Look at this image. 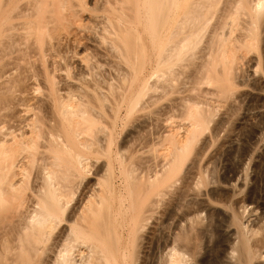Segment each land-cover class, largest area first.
<instances>
[{
    "label": "bare ground",
    "instance_id": "bare-ground-1",
    "mask_svg": "<svg viewBox=\"0 0 264 264\" xmlns=\"http://www.w3.org/2000/svg\"><path fill=\"white\" fill-rule=\"evenodd\" d=\"M262 76L264 0H0V264H264L260 174L208 196L223 250L197 197Z\"/></svg>",
    "mask_w": 264,
    "mask_h": 264
},
{
    "label": "rangeland",
    "instance_id": "rangeland-1",
    "mask_svg": "<svg viewBox=\"0 0 264 264\" xmlns=\"http://www.w3.org/2000/svg\"><path fill=\"white\" fill-rule=\"evenodd\" d=\"M89 14L90 13H88V14L86 13L85 16H87ZM252 56L255 57L254 54ZM248 57L245 58V60H244V63H243L242 69H241L242 70L241 71L242 73H241L240 79H241L242 76H243L242 78L244 80H247L249 78H252L253 79V77L255 76V71L254 70H255V66H256V60L254 58L251 63H248L249 61L247 59L250 58V57L249 58ZM246 60H247V63H246ZM252 75H254V76H252ZM244 77H246L247 79L244 78ZM260 80L264 84V76H262V78ZM261 81H260V83H262ZM240 88H243L244 89V90L241 89L243 94L240 96L241 98H239V99H241L242 102L240 100H239L240 103L238 102L240 105L241 104L242 105H241V107L238 110V113H237L238 115L236 116V118L234 116V119H235V120L233 119L234 120L233 121V124L234 125H232L229 128H224V130L222 129V131L221 130L219 131V135L217 136V139L215 140L216 142L213 141V143L207 148V150L205 152V156H204L203 160L201 161L202 165L204 164V166H208V167H211V168H212V166H217L216 167V173L219 174V175H221V176H226V177L228 176L229 178L227 177L228 180H226L225 183H219V186H218V184L215 185L214 183H212V184H210L211 186L208 185V188L207 187H203L201 189L200 193L197 194L199 196H197V195L196 196L198 198L201 196L199 199L201 201H204L205 200L204 201L205 204H208L210 202V201H208V196L212 193V190H213V192L214 191L218 192V191H220L222 189L224 191H228V192L231 191L232 192V190H236L238 188V185H239L240 187L237 189V191L240 190V193L239 192L237 193V195L235 196V199L237 197H238L237 199L243 198L242 196H245L246 193H247L245 191H248L249 190V187H252V185L254 184L253 183L254 181L253 182L251 181L250 176L251 177L253 176V178H254L256 176V174H258V175L260 174V178L258 179V182H257V184L259 183L257 185V187H258L257 188L258 189L257 190V195H259V196L257 197L256 202L261 203V207L260 206H257L256 209L254 210L255 212L252 213L253 212L252 211L246 217V219L249 218L250 221H252V220H255V218L259 215V213H261L260 211L263 209V205H264V203H263L264 202V179L261 178V175H262V172L261 171L262 170H260V167L256 168L257 167L256 166V160H258V159L260 160L261 156L263 155L262 153H264L263 152L264 151V107L262 106V104L264 103V92H262V90H260L258 88L257 89L254 88L253 89V87L251 88L250 86L245 85V84H243ZM18 107H21V108L18 109ZM18 107H17V109L20 111V113H18L19 111L16 110V109H15V111L17 112V115L19 116V119L16 117L17 120L16 121H11L12 122L11 124L18 122L17 124L19 126H21L22 124H24V122L21 123V125L19 124V122H21V121H19L20 120V117L21 116H24L26 113L22 112L23 111V106H18ZM21 109H22V111H21ZM15 125L16 124H14V126ZM18 125H16V126H18ZM230 128H232V129L230 130ZM127 129L128 128L125 129V131H124L125 133H126ZM124 132L121 135V139L125 136V133ZM230 132H231V134H230ZM247 149L249 150V153L247 151H245ZM241 152H243L244 154H242ZM246 153H248V155ZM263 157H264V155H263ZM255 158H257V159H255ZM240 160H242V161H240ZM253 161H255V162H253ZM258 161H257V163H258ZM240 163H241V165H246V163H247L248 174L250 173L248 175L249 176V179H248V176H247V178H245L246 177L245 176V169L243 168L244 166L241 167ZM253 165L255 167H252ZM194 169L195 168L192 169L193 172H194ZM241 169L244 170V172ZM240 170L242 172H240ZM254 171H255V173L256 172L257 173L255 174ZM91 178H94V177L92 176ZM253 178H252V180H253ZM237 179H238V181H237ZM236 181H237V183H236ZM220 184H221V186H220ZM235 184L236 185L238 184L237 187H235ZM213 185H214V187H212ZM215 186L218 189V191L215 189ZM241 189H243V191ZM210 190H211V192H210ZM193 194H195V193H193ZM190 197H191V195L189 196V198ZM202 198H203V200H202ZM256 204L257 203H255V205H254V203H250V205H251V207L249 206L250 209H252V207H255ZM208 205L211 207L210 208L211 210L217 212V215H218L219 218L221 216V218H220V225H219V234H220V236H222L221 237V242H222L221 244H223V245H221L220 250H223L224 248H226L225 245H228V242H229L228 240H230V238L232 237V233L234 231L233 230L234 228L233 227L232 228L231 227H228L227 226V223H226L227 222L226 219H228L227 216H229V212H228V210L224 206H222L220 204H217L216 202H210ZM213 207H217V208H213ZM225 215H227V216H225ZM203 216H204V221L207 220V217L206 216H208V215H207L206 212L203 213ZM205 217H206V219H205ZM221 226H222L223 229L221 228ZM229 229L231 231H229ZM227 235H229L230 237L227 236ZM216 236H217V234H213L211 236L212 238L210 236L208 237V240L207 241L208 242L210 241L209 244L212 243L214 241V239L215 240L217 239V238H214ZM210 239L213 240V241H211Z\"/></svg>",
    "mask_w": 264,
    "mask_h": 264
}]
</instances>
